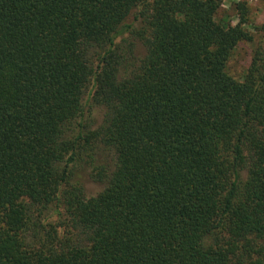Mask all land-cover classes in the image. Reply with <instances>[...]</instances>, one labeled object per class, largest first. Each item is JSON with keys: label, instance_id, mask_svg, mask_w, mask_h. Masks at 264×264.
I'll list each match as a JSON object with an SVG mask.
<instances>
[{"label": "trees", "instance_id": "16d2710c", "mask_svg": "<svg viewBox=\"0 0 264 264\" xmlns=\"http://www.w3.org/2000/svg\"><path fill=\"white\" fill-rule=\"evenodd\" d=\"M221 6L0 0V264H264V49L231 77Z\"/></svg>", "mask_w": 264, "mask_h": 264}, {"label": "rangeland", "instance_id": "374dc122", "mask_svg": "<svg viewBox=\"0 0 264 264\" xmlns=\"http://www.w3.org/2000/svg\"><path fill=\"white\" fill-rule=\"evenodd\" d=\"M222 6L219 19L226 16L237 25L241 19L238 7L246 8L245 19L247 24L245 29L252 35L253 41L240 44L228 62L227 72L236 80H243L256 53L264 49V0H221ZM145 50L138 45L136 54L142 56ZM89 173V171H88ZM82 183L85 186L88 196H95L102 190V186L96 183L87 173H82Z\"/></svg>", "mask_w": 264, "mask_h": 264}]
</instances>
